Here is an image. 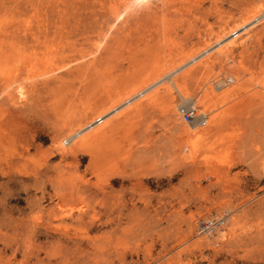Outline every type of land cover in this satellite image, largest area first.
Returning a JSON list of instances; mask_svg holds the SVG:
<instances>
[{
  "label": "rangeland",
  "instance_id": "rangeland-1",
  "mask_svg": "<svg viewBox=\"0 0 264 264\" xmlns=\"http://www.w3.org/2000/svg\"><path fill=\"white\" fill-rule=\"evenodd\" d=\"M118 1L0 0V264H264V0Z\"/></svg>",
  "mask_w": 264,
  "mask_h": 264
},
{
  "label": "bare ground",
  "instance_id": "bare-ground-1",
  "mask_svg": "<svg viewBox=\"0 0 264 264\" xmlns=\"http://www.w3.org/2000/svg\"><path fill=\"white\" fill-rule=\"evenodd\" d=\"M142 1H150V0H121V2H117L119 5H120V9H118V19H123L125 16H126V14H127V12H128V10L129 9H131V7H133L135 4H140V2H142ZM112 3V2H111ZM114 5H115V3H114ZM118 6V5H117ZM250 10V9H249ZM130 11V10H129ZM259 12H261V8H255V10H253V12H252V14L249 16V17H247L246 19H244V21L242 22V23H238V25H236L232 30H228V32L222 37V38H224V37H226V36H228V35H230L232 32H235V31H237V30H239V29H241V30H244V32L242 33V34H240V36H237L236 38H234L231 42H230V44L229 45H226V46H224V47H222V48H219V49H217L216 51H218L217 52V55H216V57H215V59H214V61L215 60H224V59H226V62L225 63H223L222 61V63H223V65L225 66V67H227V69L230 67L229 65H233V69H228V71H231V72H234L235 74H236V76H238L237 78H239V77H241V76H239V74H237V72L240 70V69H235L236 68V65H235V60L233 59V58H231V57H229V53H230V51L232 50V48L235 46V45H237V41H238V39L242 36V35H244L247 31H249V30H251L253 27H255V26H257V25H259V23H262V22H264L262 19H264V12H261V13H259ZM249 14V13H248ZM117 15V14H116ZM117 19V21H119ZM257 22V23H256ZM254 23V24H253ZM256 23V24H255ZM165 36H167V35H165ZM222 38H220L219 40H221ZM218 40V41H219ZM236 47V46H235ZM95 51V50H94ZM168 52V51H167ZM213 57V56H212ZM211 57V58H212ZM209 60V59H208ZM219 61V62H220ZM205 62H207V61H205ZM210 63V62H209ZM213 64L212 65H209L208 67H207V69H208V73H211V70H212V68L215 66V62H212ZM243 63V62H242ZM229 66V67H228ZM251 66V65H250ZM203 67V66H202ZM222 67V66H221ZM166 69H168V67L166 68ZM243 69V68H242ZM253 69V68H252ZM223 70H225L224 68H223ZM245 70V69H244ZM163 71V70H162ZM168 73V72H167ZM171 74V73H170ZM234 74V75H235ZM174 75V74H173ZM212 75V74H211ZM177 77V76H176ZM211 77V76H210ZM264 77V76H263ZM163 78V77H162ZM166 78V77H165ZM204 78V77H203ZM229 79H228V81H227V83H225V84H223V85H221L220 87H223V88H225V89H227V92L225 93V96H232V95H235L236 94V92H238V90H237V88H230V90H228V88H229V84H233V83H235V78L234 77H228ZM146 79V78H145ZM164 79V78H163ZM205 79V78H204ZM210 79V78H209ZM213 79V78H212ZM240 79V78H239ZM238 79V81H240ZM264 79V78H263ZM172 80H175V79H172ZM208 80V79H207ZM171 81V80H170ZM177 81V80H176ZM176 81H175V83H176ZM182 81V80H181ZM172 82H174V81H172ZM171 82V83H172ZM179 82V81H178ZM207 83H209V82H207ZM207 83H205V85L207 84ZM179 84H180V82H179ZM210 84V83H209ZM208 85V84H207ZM206 85V86H207ZM175 86V85H174ZM164 87H166V86H163L161 89H158L157 91H156V94L157 95H160V93H161V91L163 90L164 91ZM178 90H179V92H180V94L182 95V97H183V101H184V99H188V98H190V96H188V95H186V94H184L185 92H184V90H182L180 87H179V85H177V83H176V86H175ZM206 88V87H205ZM212 88V87H211ZM210 88V89H211ZM170 89V88H169ZM17 91H16V95L13 97V99H15V98H17L19 101H22V100H25V98H27V95H28V89H26L25 87H23V86H20V87H17V89H16ZM217 90V89H216ZM139 91V90H138ZM213 92V93H212ZM212 92H211V90L209 91L208 90V92H207V94L205 95L204 94V97H203V99H201V100H196V99H194V101L191 103V105H192V109H196L197 107H198V105L199 104H207V102H211V101H213L214 99H215V97H214V91H213V89H212ZM184 94V95H183ZM186 95V96H185ZM129 96V95H128ZM132 96V95H131ZM193 99V98H192ZM123 100V99H122ZM126 100V99H125ZM124 100V101H125ZM187 101V100H186ZM209 104V103H208ZM118 105V104H117ZM116 105H114V106H112V107H115ZM111 107V108H112ZM197 110V109H196ZM107 111V110H106ZM105 112V111H104ZM103 112V113H104ZM103 113L101 114V115H103ZM182 113V112H181ZM184 114V113H183ZM85 115V114H84ZM84 117V116H83ZM100 117V116H99ZM96 118H98V117H96ZM95 118V119H96ZM210 117H209V115H208V113L207 112H203L202 113V115H200V114H197V118L194 120V121H198L197 123L198 124H201V125H203V123L204 122H208L210 119H209ZM76 119V118H75ZM185 119H186V117H185ZM94 120V119H93ZM92 120V121H93ZM77 121V123H78V125L77 126H75V122ZM83 122V119L82 118H79V119H77V120H75L74 121V123H73V129L71 128V131L73 130V131H75L76 129H78V128H80V127H82L83 125H85V124H83L82 123ZM198 124H188L189 125V128L192 130V131H195V130H197L198 128H199V125ZM205 125V124H204ZM76 128V129H75ZM102 129V127H98L97 129H95L93 132V134L95 135V137L97 138V136L102 132H100V130ZM198 135H200V134H198ZM201 135H205V134H201ZM67 141V142H66ZM70 139H68V140H66V138L65 139H62L61 140V142H62V145H69L70 144ZM75 143H77L76 141H75ZM72 145H74V144H72ZM77 145H78V143H77ZM191 145V144H190ZM63 147H65V148H63ZM63 150H64V153L66 152V153H69V152H71V151H75V148H71V146H62L61 147ZM231 213H228L227 211H226V217L225 216H222L221 217V219H219V225H226L227 227H229L230 225H228V220L230 219L231 221H232V217H228L229 215H230ZM206 222H208V221H206ZM210 223H212V224H215V221H214V219H211V221L210 222H208V224H210ZM219 225H212V226H210L209 227V229H202V226H201V229H202V231H198V234L199 235H202L203 234V232L204 231H206V233L207 234H211V232L212 231H215V230H217V231H219L220 232V234H221V236L225 239V236L227 235V231L226 230H224L221 226H219ZM226 227V228H227ZM232 229V231H234V228H231ZM230 229V230H231ZM227 237V236H226Z\"/></svg>",
  "mask_w": 264,
  "mask_h": 264
},
{
  "label": "built area",
  "instance_id": "built-area-1",
  "mask_svg": "<svg viewBox=\"0 0 264 264\" xmlns=\"http://www.w3.org/2000/svg\"><path fill=\"white\" fill-rule=\"evenodd\" d=\"M185 117L187 122H193L197 118V110L196 109H191L187 112H185ZM206 124V122L203 123V125ZM219 220L215 221V224H208V222L205 223V226H202V229H209L210 226L212 225H219Z\"/></svg>",
  "mask_w": 264,
  "mask_h": 264
}]
</instances>
